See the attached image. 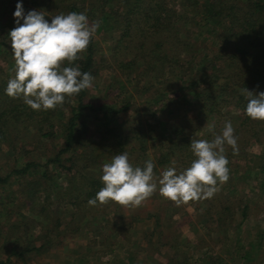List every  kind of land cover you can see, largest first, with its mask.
<instances>
[{"label":"rangeland","instance_id":"374dc122","mask_svg":"<svg viewBox=\"0 0 264 264\" xmlns=\"http://www.w3.org/2000/svg\"><path fill=\"white\" fill-rule=\"evenodd\" d=\"M165 1L172 14L170 30L148 32L133 21L124 35L121 0H0V85L14 76L8 34L16 26L17 3L25 14L43 11L49 23L74 5L89 23L100 24L89 44L94 79L82 100L116 111L83 109L85 130L76 131L72 149L60 153L77 95L66 97L40 123V112L22 98L0 100V112L8 109L0 118V176L34 163L0 183L4 264L262 263L254 248L264 242V122L245 114L244 89L264 92L255 71L264 76V69L251 64L256 51L236 33L247 17L262 26L264 10L256 8V0H197L198 6ZM210 62L216 66L207 69ZM204 71L218 74L217 81ZM10 100L24 107L13 113ZM229 121L238 154L225 145L230 178L218 184L212 198L177 207L157 190L134 209L114 202L88 205L95 194L87 196L92 182L86 184L91 177L100 179L102 166L116 154L127 152L133 167L151 160L157 177L169 167L179 173L195 159L192 139L211 141Z\"/></svg>","mask_w":264,"mask_h":264},{"label":"clouds","instance_id":"9594fccd","mask_svg":"<svg viewBox=\"0 0 264 264\" xmlns=\"http://www.w3.org/2000/svg\"><path fill=\"white\" fill-rule=\"evenodd\" d=\"M13 17L16 26L8 36L15 61L14 76L8 80L6 95L22 98L34 111H48L63 106L66 97L92 87L94 77L82 73L74 62L87 50L100 26L98 21L89 23L86 14L70 12L52 16L49 23L43 11L29 10L25 14L22 3H17ZM244 94L248 101L245 114L264 122V92L254 95L245 88ZM225 145L238 154L230 121L211 141L192 139L190 148L195 159L188 168L178 173L169 167L158 177L151 160L145 161L143 167H133L127 152L116 154L102 166L103 187L87 203L95 207L114 202L134 209L157 190L177 207L210 199L218 191V184L230 178Z\"/></svg>","mask_w":264,"mask_h":264},{"label":"trees","instance_id":"16d2710c","mask_svg":"<svg viewBox=\"0 0 264 264\" xmlns=\"http://www.w3.org/2000/svg\"><path fill=\"white\" fill-rule=\"evenodd\" d=\"M189 1H190L189 3L193 2L192 6H198L197 0H189ZM120 4L124 5V7H125L124 15H125V19L127 21L126 27L123 30L124 35L129 33V30H130V27H131V24L133 21H135V22L138 21V24L140 21V25H141L142 29H145L148 32H154L155 33L158 31L161 32V31L171 29V26H172V19H171L172 16L171 15L172 14L170 13L171 10L170 9H169L170 11L168 10L169 7L166 6L165 0H160L159 2H153L152 0H121ZM201 5H200V7H201ZM202 8H204V7H202ZM256 8L258 10H264V3L263 2L261 3L260 0H256ZM70 10H71V12H76L77 9L74 7V5H72ZM93 11H94L93 8H91V12H93ZM112 13H114V12H112ZM229 15L235 16L233 14V12H232V14H230V12H229ZM141 18H143V19H141ZM257 23H258V21L254 17H249V18L247 17V18L243 19V21L241 23V27L237 31L236 35H238V38H239L238 41L242 40L243 42H247L249 44L250 48L255 49L256 54L252 56L251 64H261V65H263L262 68L264 69V38H263L264 24H262V26L258 27ZM160 47H161V42L156 43V48L159 49ZM87 50H88L87 54L84 57H82L81 59L75 61L74 66H78L82 73L87 72V73H90L91 75H93L95 72L92 70L94 67L92 47L88 46ZM232 52H234V51H232ZM153 53L155 54L154 50H153ZM162 59H163V57H162ZM258 60H260V61H258ZM209 66L212 67V66H216V65L213 62H210L207 69L210 68ZM255 71L258 73V77H260V79L264 81V76H262V74L260 72H258V70H255ZM204 72L209 77H212V81H217L216 79H217L218 74L210 73L208 71H204ZM249 72H250V70H249ZM227 84L228 83L226 81L222 82L220 90L227 89L226 87H224V85H227ZM4 85L7 87V81H4V84L0 85V95H1L0 100H7L6 98H9V96L6 95L5 90H3ZM85 92H86V89L82 90L79 94H77V101H78L77 105L70 107L71 108L70 109L71 115L69 116L68 122H67V133H66V137H65V144H64V147L59 151L60 153L72 149L74 142L76 141V138H75L76 131L83 132L85 130L84 128L87 125V122L85 120L81 119V116H82L81 111L83 109H86V108L96 109L97 108L98 110H104V113L108 114V115L116 112L113 108L108 107L106 105H100L98 107H93V104H91V103H84L82 100V96L85 94ZM225 93L226 92L223 90V94H225ZM243 100H245V99H243ZM238 101H239V98H237L236 104H238ZM14 103H12L11 100H10V102L7 103V105L11 104L13 106V107L9 106V109L13 108V109H11L13 113H16V108L20 109V108L24 107V105L21 103L20 104H16V103L14 104ZM32 111H34V110H32ZM52 111L53 110H50V112H52ZM6 112H8L7 108H5L4 111L0 112V118L3 117V114ZM39 112L40 113L38 114V116H40V119L37 120L39 123L44 122L45 120L48 119L49 110L48 111H39ZM42 114H45V117L43 119H41ZM0 121H2V120L0 119ZM107 131L109 132L108 136L113 135L111 137L113 138V141H115L117 139V137L113 133H111L110 130H107ZM117 143L123 145V143H121V140H119ZM96 151L98 152V154H101V152H99L98 149H96ZM92 153H93L92 151L89 153V155H88L89 158H91ZM33 165H34V163H27L21 169L11 170V172H9L8 175H6L4 177L0 176V183L6 182L7 177L10 174L27 172ZM83 175L86 176V174H83ZM88 184H90V185H89V188L86 190L87 196H93L103 187V183L100 182V179L96 180L93 177H91L90 181H88V183L86 185H88ZM220 218H218L216 220L219 222ZM0 264H4V262L0 261Z\"/></svg>","mask_w":264,"mask_h":264},{"label":"crops","instance_id":"0c3cea01","mask_svg":"<svg viewBox=\"0 0 264 264\" xmlns=\"http://www.w3.org/2000/svg\"><path fill=\"white\" fill-rule=\"evenodd\" d=\"M254 249H255V252L259 253V256L261 257V261H262L261 264H264V242L256 243ZM252 263H253V261H252Z\"/></svg>","mask_w":264,"mask_h":264}]
</instances>
